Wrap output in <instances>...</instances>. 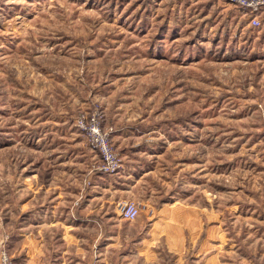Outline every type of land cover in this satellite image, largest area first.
<instances>
[{
    "label": "rangeland",
    "instance_id": "374dc122",
    "mask_svg": "<svg viewBox=\"0 0 264 264\" xmlns=\"http://www.w3.org/2000/svg\"><path fill=\"white\" fill-rule=\"evenodd\" d=\"M252 17L227 0H0L1 215L22 209L19 178L46 185L52 166L81 194L111 176L110 264H201L205 245L264 264V7ZM81 116L117 174L97 173ZM124 201L142 207L133 222ZM135 233L143 256L123 261Z\"/></svg>",
    "mask_w": 264,
    "mask_h": 264
},
{
    "label": "crops",
    "instance_id": "0c3cea01",
    "mask_svg": "<svg viewBox=\"0 0 264 264\" xmlns=\"http://www.w3.org/2000/svg\"><path fill=\"white\" fill-rule=\"evenodd\" d=\"M127 172L124 178L132 174L130 170ZM54 173L52 166V176L46 185L38 183L36 176L18 179V190L26 197L22 200V209L5 212L7 215L0 213V249L6 252L12 264H110L107 254L113 248L110 243L113 232L109 227L117 218L107 212L110 203L105 195H98L109 192L107 183H111L114 177L95 175L89 188L84 189L82 185L81 194L76 188L68 189L61 182L55 183ZM42 191H52L53 200L44 199ZM137 234L129 236L134 243L132 248L125 245L117 249L122 250L123 261L136 254L143 256L144 246L139 247V244L145 238ZM178 237V244L172 245L176 248L173 254L183 252L189 243L180 232ZM209 250L206 245L201 250V257H204L201 264H222L213 256L214 252L204 256Z\"/></svg>",
    "mask_w": 264,
    "mask_h": 264
},
{
    "label": "built area",
    "instance_id": "2783aa9c",
    "mask_svg": "<svg viewBox=\"0 0 264 264\" xmlns=\"http://www.w3.org/2000/svg\"><path fill=\"white\" fill-rule=\"evenodd\" d=\"M236 3L253 15L251 23L253 27L259 26L258 16L260 9L264 7V0H227ZM76 127L86 135L87 141L98 158L95 167L100 175H114L122 167L121 159L112 149L109 143V135L104 133L94 119L87 120L84 116L79 117ZM142 211V207L135 201H124L117 207L118 216L127 222L135 221ZM0 264H12L10 258L3 249H0Z\"/></svg>",
    "mask_w": 264,
    "mask_h": 264
}]
</instances>
